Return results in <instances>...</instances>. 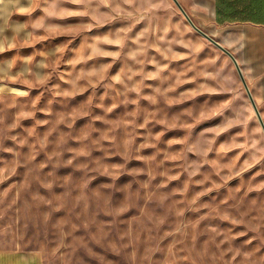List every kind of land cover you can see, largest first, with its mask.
Returning a JSON list of instances; mask_svg holds the SVG:
<instances>
[{"label": "rangeland", "instance_id": "1", "mask_svg": "<svg viewBox=\"0 0 264 264\" xmlns=\"http://www.w3.org/2000/svg\"><path fill=\"white\" fill-rule=\"evenodd\" d=\"M4 249L264 264V133L174 0H0Z\"/></svg>", "mask_w": 264, "mask_h": 264}, {"label": "crops", "instance_id": "2", "mask_svg": "<svg viewBox=\"0 0 264 264\" xmlns=\"http://www.w3.org/2000/svg\"><path fill=\"white\" fill-rule=\"evenodd\" d=\"M183 2L200 28L235 56L264 122V0ZM0 264H44V259L38 250L4 249Z\"/></svg>", "mask_w": 264, "mask_h": 264}, {"label": "water", "instance_id": "3", "mask_svg": "<svg viewBox=\"0 0 264 264\" xmlns=\"http://www.w3.org/2000/svg\"><path fill=\"white\" fill-rule=\"evenodd\" d=\"M174 2L177 4V6L179 7V9L182 11V13L185 15V17L187 18V20L189 21V23L192 25V27L195 29V30H197L201 35H203L204 37H206L209 41H211L212 43H214L216 46H218L220 49H222L226 54H228L229 56H230V58L233 60V62H234V64H235V66H236V68H237V70H238V73H239V75H240V78H241V80H242V83H243V85H244V87H245V89H246V91H247V93H248V96H249V100H250V102H251V104H252V106H253V109H254V111H255V113H256V115H257V118H258V120H259V122L261 123V126H262V128H263V130H264V122H263V120H262V117H261V115H260V113H259V110H258V108H257V106H256V103H255V101H254V99H253V97H252V94H251V92H250V89H249V87H248V85H247V82H246V80H245V77H244V75H243V73H242V70H241V68H240V66H239V64H238V61L236 60V58H235V56L226 48V47H224L219 41H217L216 39H214L213 37H211L210 35H208L205 31H203L202 29H200L197 25H195V23L192 21V19L189 17V15L186 13V11L184 10V8L182 7V5L179 3V1L178 0H174Z\"/></svg>", "mask_w": 264, "mask_h": 264}]
</instances>
